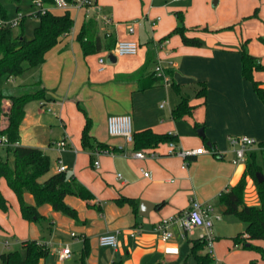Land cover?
I'll return each instance as SVG.
<instances>
[{
	"label": "crops",
	"instance_id": "0c3cea01",
	"mask_svg": "<svg viewBox=\"0 0 264 264\" xmlns=\"http://www.w3.org/2000/svg\"><path fill=\"white\" fill-rule=\"evenodd\" d=\"M110 1L112 0H98L99 8H80L73 5L67 9L54 7L51 10L56 14H63L66 11L72 13V10L83 13L80 28L76 29L75 21L73 30L62 37L59 44L49 51L46 61L42 65L34 67L35 70L31 73L34 82L40 76L48 89L50 100L46 101V107L52 109L54 105L60 109V114L57 111H54V114L62 120L65 127L64 134L57 139L50 140L47 147L38 142H32L33 140L30 138L29 140L24 138L23 125L21 126L22 145L39 147L48 155L53 147L63 153L74 154L75 161L73 163L65 164L60 159L67 166L66 172L70 171L71 176H75L87 186L94 194V198L86 200L74 194L65 196V201L76 210L78 219L56 211L51 204L45 203L39 206V212L46 217V220L32 222L23 218L17 195L8 186L6 179L1 178L0 190L8 199L9 208L7 211L0 208V244L2 245L0 252L11 250L24 252L22 247L24 241L37 240L47 244L50 249L48 256L42 258L39 264H81L86 244L89 249L86 258L87 264H112L114 261H121L122 264H191V260L199 264L192 254L193 242L191 239L199 238L204 232L203 229L197 230V228L186 233L179 224H175L172 227V238L164 240L157 227L163 219L188 210L192 199H197L200 202H214L223 212V208L220 209L217 201L218 197L222 191L229 190L231 186L240 181L247 162V160L239 164L233 162L236 157V146L230 143L231 136L255 138L258 144L252 151L259 152L264 157V149L260 145L261 142H264V101L258 95L252 81L243 76L241 49L245 41L235 29L236 27L231 25L233 21L224 20L216 23L212 28L196 25L197 29L188 32L189 35L196 36L202 41L199 46L185 45L179 34L174 35L180 36V40L172 39L173 35L158 42L177 25L175 10L173 11L175 18H165L164 21V18L159 15L161 17L159 22L163 23L159 34L160 39L148 42L146 55L150 44L154 45L157 50V63L153 65L152 70H155L156 65L160 63L159 59L164 56V52L166 50L173 52L175 56L173 64L164 67L165 69H174V77L180 85L181 93H177L172 88L178 95V99L175 100L168 112L162 111L165 109V99L159 105L155 103L158 118L156 116L154 121L150 119L148 123L142 110L136 105H117L114 107V112H100L99 118L91 110L86 109L92 118V135L97 141L110 146L105 150L116 149L111 151L112 153L101 154L104 166L100 162V167L96 168L91 150L82 145L81 135L86 119L84 120L81 116L78 118L73 112L74 103L69 101L71 95H74V98L84 94L87 97L88 95L92 96L96 93L94 90L98 89L99 85L102 87L101 91H105L111 88L119 89L130 83L131 88L128 90L133 89L134 93L162 90V87H166L169 92L168 88L172 87L170 84H165L139 91L138 82L127 78V75L142 66L146 55L142 61L132 63L130 67L125 66L120 70H117V67H112V71L107 77L93 76L89 64L88 56L90 55H84L81 44L77 40V35L85 20L95 18L99 23L102 36L106 32H111L114 33L117 41L120 40V37L121 40L136 41L135 35L118 34L114 18L121 10H106V7L112 3ZM222 1L215 0L214 5ZM254 4L256 2L252 1L246 7L249 9L250 5ZM190 7L192 4L187 6V11ZM256 9L259 10L258 7H255L254 12ZM127 11L129 10L123 9L121 12ZM177 11L183 12V10ZM104 15L110 17L113 23L106 24L101 19ZM129 16L130 14L126 17ZM127 19L126 21H128ZM159 22L153 29L158 26ZM204 28H208V30ZM138 43L141 49V43ZM166 45L169 47L165 48ZM103 51L109 55L113 49ZM254 55L259 57L261 63L264 64V56ZM116 57V62H118L119 56ZM99 66V71H104L105 64H101L100 59ZM254 77L264 87V70H256ZM201 83H205L207 87L205 96L198 94L202 88ZM187 88L193 89L194 94H188L185 91ZM183 96L189 99L194 108L190 114L182 118H174L172 111ZM78 101L76 100V102ZM37 103L43 106L40 102L37 101ZM6 107H9V103L6 104ZM161 112L163 117H160ZM114 114L131 115L133 131L136 133L150 128L155 134L175 135L178 147L191 149L204 146L208 152L190 156L187 159L186 168H183L185 161L182 157L166 153L167 142H162L156 147H142L145 142L144 136L132 142H128L120 136H113L116 138L107 141L106 138L98 136V131L106 128L108 117ZM200 128H203L204 136L198 132ZM64 137L68 140V146L65 149L61 150L56 145L54 146L56 141ZM136 150H155L160 155L157 158L136 159L132 156ZM124 152L127 155H124ZM89 156L91 166L97 171L84 173L81 163L84 161L87 163ZM58 165L53 172H49V175L58 172ZM141 168L148 171L150 175L145 176ZM119 173L122 178H118ZM123 197L134 198L138 203V210L135 211L126 202L119 204L117 199ZM25 200L28 204H35V198L29 192L25 193ZM144 201L148 203L144 205V212L147 214L142 215L141 203ZM163 201H165L164 206L158 207V204ZM245 201L249 205L259 204L256 185L250 176L247 177ZM152 204L155 205L154 208ZM104 233H117L119 247L114 249L101 246L99 238ZM217 239L219 236H216ZM66 245H70L73 253L79 255V258L72 255L70 258L62 260L60 252ZM11 246H15V248H11ZM216 252L218 254V249L215 250Z\"/></svg>",
	"mask_w": 264,
	"mask_h": 264
},
{
	"label": "trees",
	"instance_id": "16d2710c",
	"mask_svg": "<svg viewBox=\"0 0 264 264\" xmlns=\"http://www.w3.org/2000/svg\"><path fill=\"white\" fill-rule=\"evenodd\" d=\"M43 1L49 6L55 3V0ZM175 14L177 17L176 27L163 37L160 42L174 34H179L185 45H201L202 41L198 37L188 34L190 30L197 29L198 26L187 27L184 13L176 11ZM36 15L39 18V23L34 28V36L31 39L24 34L25 16L20 22L19 27H21V30L18 32L15 31L14 27H0V78L9 79L20 76L27 68L42 65L46 61L49 51L55 48L62 37L69 34L75 26V20L69 11L63 14H56L52 11L44 14L37 12ZM257 15L258 9L252 16ZM0 17L6 20L11 18L9 10L1 0ZM204 29L208 30V28ZM77 40L81 44L85 56L99 53L103 50L110 51L114 49L117 42L114 33L106 32L103 36L100 34L99 23L95 18H89L84 21L77 35ZM241 54L243 76L252 81L255 90L264 101V87L254 77L256 70H264V64L261 63L259 57L250 52L247 41L243 42ZM155 63H157V50L154 45L150 44L142 66L137 71L127 75L128 79H134L138 82L139 91L167 84L164 76H159L155 70H152ZM165 76L169 79L168 83L172 88L180 94L181 89L179 83L175 80L174 69L166 68ZM201 84L202 88L198 94L205 96L207 87L205 83ZM32 87V90H25L18 94L0 93V138L6 136L11 143H18L15 147L6 148V152L14 154L13 165L10 164L8 158H4L0 151V179L5 178L8 186L17 195L24 219L32 222L46 220V217L39 212V206L45 203L51 204L56 211L78 219L76 210L65 201V196L74 194L86 200H91L94 198L92 191L75 176L68 175L67 172H56L42 180V177L51 171L50 156L39 147L21 144V126L26 116L27 104L32 101H38L43 106H46V101L50 100L48 89L40 76L35 80ZM7 103H9L8 108L6 107ZM77 104L86 119L81 135L83 147L89 150L97 148L108 149L110 146L107 143L97 141L92 135V118L79 101ZM193 108L194 106L189 99L183 96L173 109L172 114L174 118H182L190 114ZM142 137L145 141L142 147H156L162 142L177 140L176 136L172 134H155L150 130H146L133 134V141H137ZM260 145L264 149V142H261ZM115 150L114 148L111 151ZM246 160V169L240 181L231 186L229 190L222 191L217 201L225 214L233 215L247 225L244 232L233 237L235 246L244 244L247 248L257 249L264 260V247H257L250 242L259 239L264 240V180L259 182L257 178L258 172L264 174V164L258 162L256 151L249 152ZM248 176L254 180L256 185L259 196V204L257 205H249L245 201ZM26 192L34 196L35 204L26 202ZM117 202L119 204L129 203L135 211L138 210V203L134 198L123 197L117 199ZM164 204L165 201L159 203L158 207H162ZM0 208L4 211L9 208V201L1 190ZM191 241L193 242L192 254L199 264H218L213 254L208 251L204 252L207 245L205 240L196 238L191 239ZM22 247L24 252L20 250L0 252V264H39L40 260L47 257L50 252L47 244L37 240H26L22 243ZM88 252L89 249L86 244L81 257V264H87ZM112 264H122V262L114 261ZM250 264L261 263L253 260Z\"/></svg>",
	"mask_w": 264,
	"mask_h": 264
},
{
	"label": "rangeland",
	"instance_id": "374dc122",
	"mask_svg": "<svg viewBox=\"0 0 264 264\" xmlns=\"http://www.w3.org/2000/svg\"><path fill=\"white\" fill-rule=\"evenodd\" d=\"M33 0H1V2L7 7L11 18L17 17L20 13L26 17L24 22V34L27 38L31 39L34 36V28L39 23V18L36 15L38 8L32 4ZM255 1L256 4L250 5L248 9L245 2ZM111 4H107L106 10L115 9L117 11L123 9H128L127 12H118L114 18L115 29L118 34L123 35H135L137 42L141 43V49L136 55H124L119 56L118 62L109 63L108 53L106 51L94 53L88 56L90 68L93 72V76L97 75L99 78L109 76L112 71V67H117V70L125 68V66L130 67L132 63L136 61H142L146 55V48L148 42L151 40L158 41L160 39V32L162 30V21L159 22L158 26L153 29L150 21L155 19L157 16H162V18L170 19L175 18L174 10H183L186 15L185 24L188 27H194L196 25L213 27L218 22L224 20H232L231 25L238 30L239 35L243 37V41H247V45L253 54L264 56V0H223L220 3L214 5L215 0H188V1H175V0H112ZM192 4L187 11V6ZM245 6H244V5ZM249 6V5H248ZM255 7H258V15L252 16L254 14ZM139 10V11H138ZM244 10V11H242ZM124 16H122V15ZM128 14H130L129 17ZM73 19L76 21V29L80 28V23L83 19V13H78L76 10H72L71 13ZM122 18L120 19L119 18ZM122 16V17H121ZM126 18H128L126 21ZM121 20V21H119ZM167 25V23H166ZM130 27L134 29L133 32L130 31ZM21 27H16L15 31L18 32ZM231 31V30H229ZM170 32V31H169ZM168 32V33H169ZM120 37V36H119ZM121 40V37L119 38ZM172 39H179L180 36L174 35ZM161 40V39H160ZM160 40L158 42H160ZM165 48L169 46H164ZM161 49V48H160ZM103 57L106 61L104 71H99V59ZM161 57V56H160ZM175 56L173 52H164V56L160 58V65L170 66L173 64ZM35 70L34 67L27 68L25 72L20 75L10 79L5 77L0 78V93L5 94H18L25 90H32L34 79L31 77V73ZM20 83L25 84L24 86ZM130 83L125 84L124 87L119 89L111 88L101 91L102 87L94 90L96 93L88 97L84 94L81 97L74 98L71 95L69 99L73 102L74 108L73 112L78 116V118L83 117L85 120V115L83 111L78 107L76 100H79L81 105L87 109L91 110L99 118V113L114 112L115 106L126 104L129 106L136 105L140 110H142L146 122L153 121L158 118V113L155 108V103L158 105L164 99L166 100L165 109L163 112L170 111V108L174 105L178 95L171 88L169 92L166 87H162V90H151L152 92L145 93H134L131 88ZM169 87V86H167ZM107 88V87H106ZM188 94H194L193 89L187 88L185 90ZM168 93V94H167ZM126 96V99L124 97ZM158 100V101H157ZM168 100V104H167ZM52 111H48L45 106H40L37 101L30 102L26 107V117L22 123L23 125V137L32 142H38L43 146H47L52 139H57L64 134V125L59 116L54 114L57 111L60 114V109L57 106H52ZM71 110V108H69ZM161 111V110H160ZM72 112V113H73ZM163 113L161 112V116ZM74 119V118H73ZM75 122V119L73 120ZM133 126V124H132ZM30 127V128H29ZM33 127V128H31ZM70 127L71 124H70ZM134 130V128H133ZM147 131L151 129H146ZM98 136L106 138L110 141L116 137H113L108 132V124H106L105 129L98 131ZM134 134L136 132L134 131ZM33 137V138H32ZM31 142V141H30ZM55 146V144H54ZM1 153L4 158H8L10 164L14 163V154L12 152H6V149H1ZM83 154V153H82ZM51 158V172H53L58 161L61 158L65 164L73 163L75 161V155L72 153H63L56 150L54 147L50 149ZM87 163L82 162L81 168L85 172H96L97 170L90 164V156ZM101 164L103 163V157L98 156ZM257 160L259 163L264 164V157L261 153L257 152ZM83 161V158H82ZM104 166V163H103ZM73 167V165H71ZM69 175L70 171L67 172ZM87 174V173H86ZM49 173L42 177V180L46 179ZM220 209L222 207L220 206ZM223 213V218L220 221L215 222L214 233L219 236V239L213 242V251L217 259L218 264H250L251 261H258L264 264V260L261 257L259 250L247 248L244 244L235 246L233 237L243 232L246 229V223L239 218ZM198 228L197 230H199ZM253 245L257 247H264V240H253L250 241ZM2 245L0 244V249ZM15 248V246H11ZM218 249L215 253V250ZM209 248H205L204 252L208 251ZM73 256L79 258V255L73 253ZM191 264H197L194 260H191Z\"/></svg>",
	"mask_w": 264,
	"mask_h": 264
},
{
	"label": "built area",
	"instance_id": "2783aa9c",
	"mask_svg": "<svg viewBox=\"0 0 264 264\" xmlns=\"http://www.w3.org/2000/svg\"><path fill=\"white\" fill-rule=\"evenodd\" d=\"M175 1H184V0H175ZM32 4L38 8L37 12L46 13L51 11L54 7H59L67 9L70 6L77 7H94L99 8L98 0H55L53 5H46L43 0H33ZM36 12V13H37ZM24 15L21 13L15 18H10L8 20L0 17V27H19L20 22ZM101 19L106 24H112L113 21L110 17L104 15ZM161 17H156L150 21L152 28H154ZM130 31L133 32L134 29L130 27ZM140 45L137 41L133 40H119L116 42V45L112 51L116 56L124 55H135L138 53ZM100 63L105 64V59L100 58ZM103 67L101 68V70ZM157 75L164 76L165 81L168 83V78L165 76V67L158 63L155 67ZM46 107V106H45ZM48 111H52L50 107H46ZM108 132L111 136H120L124 137L128 142L133 141V119L129 114H114L110 115L107 120ZM229 141L232 145L236 146L235 154L236 157L233 160L235 164H239L243 161H246L249 152L258 144L256 139L249 136H231ZM18 143H11L6 136L0 138V150L6 149L8 147H15ZM55 145L59 149H65L68 146V140L64 137L61 140L55 142ZM168 149L166 151L169 155H177L184 159L183 168H186L188 164V158L192 155H199L208 152V149L204 146L198 148L184 149L178 147L176 141L167 142ZM111 151L105 149H94L91 150V155L94 158V166L96 168L100 167V161L97 157L103 153H110ZM112 153V152H111ZM124 155H127L124 152ZM160 153L155 150H136L133 153V157L136 159H147V158H157ZM58 172H66L67 166L63 164V161L59 160ZM141 171L145 176H149L150 173L145 169L141 168ZM118 178H122V175L119 173ZM223 218V213L218 209L214 202H200L197 199H192L190 208L184 212H181L176 215H172L163 219L158 224V230L161 232V236L164 240L172 238L173 231L172 227L175 224H179L180 227L186 231V233L192 232L194 229L201 228L204 232L200 235L199 238H202L206 241V248H209L208 252L213 254V242L216 240L214 233L215 222ZM99 243L104 247L118 248L119 240L117 233H104L99 238ZM73 251L70 245H66L60 252V258L62 260L72 257Z\"/></svg>",
	"mask_w": 264,
	"mask_h": 264
},
{
	"label": "water",
	"instance_id": "95a60500",
	"mask_svg": "<svg viewBox=\"0 0 264 264\" xmlns=\"http://www.w3.org/2000/svg\"><path fill=\"white\" fill-rule=\"evenodd\" d=\"M108 62L109 63H115L116 61H117V57H116V55L114 54V53H110L109 55H108ZM202 136H204V131H203V128H200L199 129V131H198ZM257 178H258V181L259 182H261V181H263L264 180V174L262 173V172H258L257 173ZM145 204H148L146 201H144V202H142L141 203V214L142 215H145V214H147V213H145L144 212V208H145ZM147 206V205H146ZM154 204H152V207L154 208Z\"/></svg>",
	"mask_w": 264,
	"mask_h": 264
}]
</instances>
